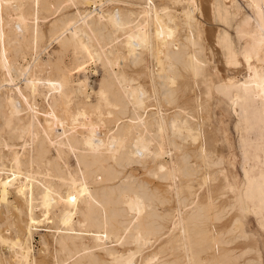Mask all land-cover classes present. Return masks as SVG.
Wrapping results in <instances>:
<instances>
[{
	"label": "bare ground",
	"instance_id": "1",
	"mask_svg": "<svg viewBox=\"0 0 264 264\" xmlns=\"http://www.w3.org/2000/svg\"><path fill=\"white\" fill-rule=\"evenodd\" d=\"M0 264H264V0H0Z\"/></svg>",
	"mask_w": 264,
	"mask_h": 264
},
{
	"label": "rangeland",
	"instance_id": "2",
	"mask_svg": "<svg viewBox=\"0 0 264 264\" xmlns=\"http://www.w3.org/2000/svg\"><path fill=\"white\" fill-rule=\"evenodd\" d=\"M221 118V121L224 123V124H226L227 125V128H228V133H229V135H230V138L232 139L233 138V132H232V130H231V117L230 116H228V114H224V116H221L220 117ZM38 235H35V238H34V242H33V244H34V247H35V249H37L38 248V241H39V236L37 237Z\"/></svg>",
	"mask_w": 264,
	"mask_h": 264
}]
</instances>
